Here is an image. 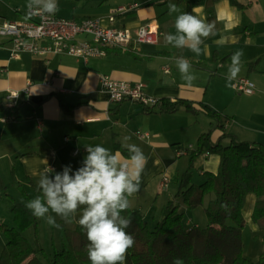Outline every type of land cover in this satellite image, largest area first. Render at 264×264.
I'll return each instance as SVG.
<instances>
[{
    "label": "crops",
    "instance_id": "1",
    "mask_svg": "<svg viewBox=\"0 0 264 264\" xmlns=\"http://www.w3.org/2000/svg\"><path fill=\"white\" fill-rule=\"evenodd\" d=\"M236 1L237 4L231 0H171L181 12H188L189 4L191 11L195 8L199 16L208 22L216 21L218 12L223 18L216 23L217 35L210 36L201 45L202 49L206 46L207 50L199 56L188 49L165 47L164 36L175 32L174 20L177 15H168L169 0H109L101 5L90 6L91 9L99 7L103 10L107 5L105 11L96 16L105 17L118 6L136 4L134 10L119 19L116 17L112 23L105 19L104 25L136 30L144 24L152 23L158 25L162 32L154 45H136L133 50L111 48L105 56L83 59L70 54L35 55L28 52L14 56L11 40L0 36V174L7 167L14 174L13 184L21 191L24 189L31 200L37 195L34 184H37L39 174L45 168L54 166L56 171H61L65 165H71L73 169L80 167L84 158L73 165L65 162V155L71 153L73 157H78L81 153L86 154V144H101L127 155L122 151L120 143L125 138L122 127L131 123L140 124L150 137L143 139L134 132L135 137L145 143L148 150L144 151L146 163L141 174L140 190L130 197L131 202L141 203L131 207L142 211V201L151 202L150 211L143 213L146 221L147 215H153V210L157 211L161 207L162 212L177 191L170 189L171 182L168 186L163 185L164 177L174 175L179 178L187 169L190 154L196 148L189 144L192 145L189 153L180 155L182 138L177 139L175 134L188 135L186 133L192 131L198 140L205 131L191 126L199 122L198 116L203 111L195 115L180 108L175 113H166L156 106L152 112L147 113L146 107L137 100L113 102L102 86L104 75L131 84L142 82L148 95L166 98L173 103L187 100L209 104L223 114L222 122L225 125L224 129L216 128L213 132V142L225 131L239 140L264 144V0ZM86 3L87 0H84ZM59 16L78 20L88 17L75 10ZM26 17L27 12H23L19 6L15 7L13 0H0V24L5 21H23ZM122 17H126L125 20ZM236 51L243 52L241 69L238 77L229 82L228 67ZM181 56L190 61L192 71H203L206 74L204 79L183 81L175 66V59ZM170 61L175 66V72H171ZM167 67L169 72H165ZM241 77L253 80L256 89L252 94L237 91L244 98L239 97L241 102L234 116L225 114L206 98L214 83L225 96L226 91L233 90L236 80ZM13 90L20 93L15 104L9 98ZM9 106L16 108L18 119H13L5 111ZM6 116L10 118L3 121ZM65 137H69V140L66 141ZM227 142L229 139L224 140V143ZM75 149L79 150V154H73ZM200 156L204 160L200 161L199 180L205 181L208 172H217L219 156L210 152L207 154V151ZM196 165L198 162L194 168ZM192 183L196 184L194 181ZM5 184L8 191V185ZM212 195L209 194L210 199L214 197ZM11 196L21 203L29 201L23 192L20 199ZM6 197L10 211L11 199ZM0 199H3L2 196ZM254 203L255 195L249 194L244 208L246 225L251 224L253 231L263 233L251 218ZM193 221L194 218L189 217L185 225L191 227ZM61 222V227L69 229H75L78 225L75 221ZM10 226H14V222Z\"/></svg>",
    "mask_w": 264,
    "mask_h": 264
},
{
    "label": "trees",
    "instance_id": "2",
    "mask_svg": "<svg viewBox=\"0 0 264 264\" xmlns=\"http://www.w3.org/2000/svg\"><path fill=\"white\" fill-rule=\"evenodd\" d=\"M107 1L87 0L86 4L101 5ZM231 2L237 4L236 0ZM187 6L191 13V6ZM156 106L166 113H175L180 108L195 115L203 111L212 119L214 127L199 136L197 147L190 154L189 165L179 176L178 191L168 201L153 228L140 209L130 207L122 213L130 219L127 231L135 239L127 252L125 264H173L175 258H180L183 264H264V252L257 260L245 256L243 239L247 223L244 208L249 194L255 195L251 218L264 231V144L239 140L225 131L213 142V131L224 129L225 125L223 114L209 104L187 100L173 103L163 98ZM156 106L146 107L145 112H152ZM5 111L13 119L19 118L14 106L6 107ZM225 139H229V143H224ZM122 151L125 152L124 149ZM205 151L219 156L218 170L216 173L208 172L205 181L196 185L192 183L193 169L197 158ZM0 188L11 199L10 212L14 222V226L1 228L7 242L0 254V264H45L41 257L46 255L45 249L35 246L25 235V231L32 228L34 241L39 240L40 219L32 215L25 207L26 203L18 202L9 195L1 175ZM34 189L38 195L35 184ZM22 192L25 199L30 200L24 189ZM207 194L214 197L205 204ZM179 198L189 210L204 205L207 225L187 227L184 212L179 211ZM60 241L61 248L48 260L49 264H91L87 257L88 241L79 225L75 229L62 226Z\"/></svg>",
    "mask_w": 264,
    "mask_h": 264
},
{
    "label": "clouds",
    "instance_id": "3",
    "mask_svg": "<svg viewBox=\"0 0 264 264\" xmlns=\"http://www.w3.org/2000/svg\"><path fill=\"white\" fill-rule=\"evenodd\" d=\"M167 7L169 16L177 15L175 32L164 36L165 47L188 49L197 56L205 52L206 46L202 49L201 45L210 36L217 35L216 23L223 19L219 12L216 21L208 22L195 8L191 13L181 12L171 0ZM26 8L29 14L53 16L59 10V3L58 0H27ZM242 55V51H236L231 57L229 82L239 75ZM175 63L182 79H195L187 58L177 57ZM128 139L120 141L127 155L101 144H86L84 159L75 170L71 165L63 166L61 171L45 168L36 184L38 195L25 204L33 216L45 219L55 228H61L57 217L65 223H78L88 241L87 257L91 264H125L127 252L135 243L134 236L127 231L131 221L122 213L130 209V197L140 190L146 156ZM173 264H183V261L175 258Z\"/></svg>",
    "mask_w": 264,
    "mask_h": 264
},
{
    "label": "built area",
    "instance_id": "4",
    "mask_svg": "<svg viewBox=\"0 0 264 264\" xmlns=\"http://www.w3.org/2000/svg\"><path fill=\"white\" fill-rule=\"evenodd\" d=\"M136 4L121 5L114 8L105 17H84L80 20L66 18L57 15L41 16L27 11L26 20L5 21L0 24V36L11 40L13 55L18 56L22 52L35 55L70 54L72 56L87 59L94 56H105L111 48L133 50L136 45H154L158 42L162 32L158 25L147 23L136 30L131 28H115L104 25V20L114 22L116 15H123L136 8ZM170 69L165 68V72ZM102 86L109 93V99L120 102L125 99L137 100L145 107H153L158 104L159 98L150 96L145 91V84L140 82L131 84L125 81L112 79L110 76L102 77ZM235 88L240 93L252 94L256 85L248 77L236 80ZM9 98L15 104L20 98L18 91H11ZM10 117H4L7 121ZM140 138L148 139V132L137 131ZM68 141L69 137H65ZM192 145L179 151L180 155H187ZM74 155L79 154L75 149ZM209 154V151H207ZM55 169L54 166H51ZM164 186L169 185V177H164Z\"/></svg>",
    "mask_w": 264,
    "mask_h": 264
},
{
    "label": "rangeland",
    "instance_id": "5",
    "mask_svg": "<svg viewBox=\"0 0 264 264\" xmlns=\"http://www.w3.org/2000/svg\"><path fill=\"white\" fill-rule=\"evenodd\" d=\"M14 6L17 7H21L23 12H27V8H26V4H27V0H13ZM58 3H61L62 5L59 6V10L57 12V14L59 13V15H67L68 11L70 10H75L78 11L79 13H85L86 15H88V17H96L101 11H105V4H104V8L103 10H101L99 7H93L94 9H91L92 7L87 6L84 4V0H58ZM63 4H65V6H63ZM73 4H75V7H73V9L71 8L73 6ZM68 7V8H66ZM90 8V9H88ZM99 8V9H98ZM77 13V12H76ZM110 14V13H109ZM121 16V14L116 15V17L119 19ZM126 17H122V20H125ZM170 67H171V72H175L174 68L175 66L173 64H171V61L168 62ZM195 79H193L192 81H199L201 79H204V77L206 76V74L203 71H192ZM175 73H172V75H174ZM180 74V73H179ZM181 76V75H179ZM182 79V77H181ZM183 81H186L184 79H182ZM190 82V81H187ZM207 83V82H206ZM255 83V82H254ZM256 85V83H255ZM239 97L244 98V95H240L236 88H235V84L233 85V90H228L226 91V95L223 96V94L220 92L218 86L216 85V83H214L210 89L208 90L207 99H210L211 101H213V103L215 105H217L218 107H220L221 111H223L225 114L228 115H233L234 116V112L237 110V108L239 107V103L241 102V100L239 99ZM171 118H175V117H171ZM198 123H194L193 126H191V128H195V127H200V129H204L205 132L210 131L214 125L212 124L211 118L206 115L204 112L201 113L198 116ZM124 123V122H122ZM229 123V122H228ZM238 123V122H237ZM236 123V124H237ZM227 124V123H226ZM239 124V123H238ZM123 128V135L128 139V142L131 144H135L137 145L139 148L142 149V151L146 152V150H148V147L146 146L145 143L139 141V139H137L134 135V132L136 131H145V128H143L140 124H127L126 127H122ZM216 129L213 131L215 132ZM188 135H185L184 133H176L175 137L177 139L182 138L181 140V144L182 149L185 147H188L189 144H192L193 146L197 147V137L195 136V133H193L191 131V133H186ZM119 141V140H118ZM228 143V142H227ZM226 143V144H227ZM71 150V149H69ZM172 153V152H171ZM85 154L81 153L78 155V157H73L71 155V153L65 155V162H67L68 164H75L78 160H82L84 158ZM198 160V161H197ZM196 162H198V165H196V168H194V177L192 178V182L194 181L196 183V185H198L200 182L204 181L203 180H199V166H200V161H203L204 159L199 156L197 158ZM195 162V164H196ZM75 170V169H74ZM60 171V169H59ZM2 178L6 181L5 183H7L8 185V191L11 195H13L15 198L20 199L21 198V190L17 189V187L13 184L12 180L14 179V174L8 170L7 167L3 168V170L1 171ZM206 179V178H205ZM178 180L179 178H177V176L171 175V177H169V184L171 182V190H176L178 191V188L176 186H178ZM0 190L2 191V189L0 188ZM176 191V193H177ZM175 193V194H176ZM0 196H2L3 199H0V250L2 249V247L4 248V244L7 242V237L5 235V233L3 231H1L2 226H10L13 224L12 222V215L9 211V201L6 200V195L4 194V192H0ZM213 196V195H212ZM210 197L209 194L206 195L205 197V204L206 201L208 203ZM178 204L180 205V212H184V223L187 222V220H189V217H193L194 221L192 222V226L195 225L196 223H198L200 226H206L207 225V217L204 211V205L194 209V210H189L186 206V204L182 201V198H179L177 200ZM141 203V202H140ZM139 203V204H140ZM144 208H142V213H146L147 210L150 211V203L149 201H142ZM136 204L135 201L131 202V205L136 206L139 205ZM137 207V206H136ZM135 208V207H133ZM139 209V208H138ZM156 210H153V215H147V220L149 222V225L151 228H153L155 226V224L157 223V221L161 218V207L158 208V210L155 212ZM155 217V218H154ZM57 223H59L60 225H62L61 220L59 217L56 218ZM250 220V218H249ZM156 221V222H155ZM34 231L32 228L28 229L25 231V235L31 240V242L37 246L40 245L41 247H43L45 249L46 255L45 256H41L42 260L45 264H49L48 260L52 259L54 254L59 251V249L61 248V241H60V228H55L53 229V227L51 225H49L45 219H40V223H39V240L37 242L34 241ZM243 239H244V244H245V256L248 257L251 260H257L258 257L260 256V254L262 252H264V232L263 233H258L253 231L251 224L246 225L245 229L243 230ZM60 246V247H56V246ZM2 251V250H1ZM1 254V252H0ZM80 264H85V263H80Z\"/></svg>",
    "mask_w": 264,
    "mask_h": 264
}]
</instances>
